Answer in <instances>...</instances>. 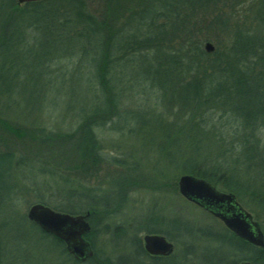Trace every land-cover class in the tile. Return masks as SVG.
<instances>
[{"label": "trees", "instance_id": "obj_1", "mask_svg": "<svg viewBox=\"0 0 264 264\" xmlns=\"http://www.w3.org/2000/svg\"><path fill=\"white\" fill-rule=\"evenodd\" d=\"M94 1L38 0L17 4L15 0H0V79L9 74L12 78L16 76L14 67L18 61L9 53L25 46L23 26H29L28 22L34 19L41 49L38 63L42 62L44 54L77 55L80 60L73 65L72 72L81 68V62H86V84L93 93V101L77 111L78 121L69 132L37 137L31 128L18 130L0 117V131L6 135V143L18 139L32 148L38 142L39 146L54 140L68 143L64 153L69 152L71 160L74 158L68 168L81 177L93 178L103 161H107L111 164L109 176L114 187L109 191L86 187L94 199L88 204L82 202L83 207L65 206L61 197V203L51 204L52 209L70 214L88 212L90 231L84 238L92 249L89 258L75 260L61 240L43 232L31 221L38 235L36 240L28 239L32 232L22 226V215L10 218L3 213L0 264H30L31 255L26 248L33 256H36L33 252L40 251L46 260H50L47 257L50 255L51 260L44 264H120L98 254L97 233L110 232V238H120L125 231L123 226L105 220L119 210L128 189L134 184L146 186L145 183L150 184L153 179L145 174L141 176L137 161L126 159L124 154L106 159L107 155L100 151V140L93 132L106 123L115 126L112 120H121L124 112L128 113L127 118L135 120L132 109L119 110L124 100L131 101L130 104L135 102L138 106L135 110L142 113L139 127L136 129L134 122L129 131L142 133L147 122L155 123L144 134L147 145L158 154L156 161L161 158L164 166L171 164L182 174L203 178L215 187L220 184L224 191L237 196L247 195L254 200L264 219V152L257 143L256 133L264 128V0H99L98 7L92 8ZM205 41L214 42L213 51L203 49ZM127 64L136 69V75L132 73L130 77L124 72ZM151 95L161 102L165 114L170 116L168 120L151 112ZM221 117L236 126L233 129L236 139L228 146L222 144L227 138L221 124V127H213V120ZM125 123L127 121L122 124ZM53 147L58 150L59 146ZM13 157L12 150L0 151L5 174L26 164L33 169L26 159L28 156ZM230 162L235 167H229ZM242 164L253 168L255 179L233 175L244 167ZM39 170L55 174L51 168ZM14 184L18 182L7 185L0 182V200H11ZM164 185L169 186V183L161 181L160 186ZM79 189L82 191L77 186L72 187V191ZM102 192L107 195L104 200L99 198ZM73 193L72 196L77 195ZM80 195L82 198L83 192ZM35 202L49 203L41 197ZM169 222L176 231L181 224ZM147 223L153 225L156 220L152 217L139 222L136 232L160 233L173 240L169 232L146 226ZM259 226L263 231L264 226ZM227 232L246 250L240 259L264 264V248L252 246ZM2 239L11 240V248L7 250ZM128 240L133 255L143 256L136 233ZM27 243L31 247H27ZM234 263L235 260L231 264Z\"/></svg>", "mask_w": 264, "mask_h": 264}, {"label": "rangeland", "instance_id": "obj_2", "mask_svg": "<svg viewBox=\"0 0 264 264\" xmlns=\"http://www.w3.org/2000/svg\"><path fill=\"white\" fill-rule=\"evenodd\" d=\"M98 5L99 0L91 4L92 8H97ZM28 23H30L29 26H23L25 46L20 51L12 50L9 53V56L13 55L18 61L14 67L17 74L14 78L9 74L6 75V78L0 79V117L8 120L9 124L18 130L31 128L37 137L47 133L69 132L74 129L75 123L78 121L77 111L80 110L81 106L88 107L93 101L92 89L86 84V79H88L84 65L86 62H81V68L76 67L79 70L72 72L73 65L79 62L80 57L74 54L55 52L49 55L44 54L43 60L39 64L38 56L39 53L41 54V49L37 44L39 33L34 26V19ZM48 42L50 43V41ZM210 43L214 48V42ZM73 44L74 41H72L71 46ZM41 67H44V71L41 70ZM124 72L130 77L132 73L136 75V69H132L129 64L124 66ZM150 97L151 112L161 115L165 121L168 120L170 116L165 114L161 102L155 100L152 95ZM153 101L158 103L155 105ZM130 102L122 101L119 110L132 109L134 121L130 117L127 118L128 113L124 112L121 120L115 118L112 120L115 122V126H112V123H106L105 127L94 128L93 132L100 140V151L107 155L106 159H111L114 156L121 157L123 156L121 154H124L126 159L132 158L137 161L140 173H142L141 176L145 174L149 179H153L151 182L149 181L150 184L145 183L146 186L144 183H140L134 184L131 189H128L126 198H124L119 210L105 220L112 225H122L125 231L122 233L123 235L120 234V238L115 239L110 238V232L107 234L97 233L96 248L98 254L108 256L120 264L125 262L135 264L136 258L142 262L140 264H145L144 256L139 258V256L133 255L130 249L132 246L128 239L133 236V233H136L142 242V236L146 232L144 230L136 232V227L139 222L147 221L153 217L156 224L147 223L146 226L169 232L168 235L173 238L172 256L174 259L168 261L167 264H231L234 260V264H236L241 261L240 258H242V254H246V250L240 248V244L228 236L223 225L177 193L175 189L177 186L175 187V185H177V179L182 173L171 164L164 166L161 158L156 161L155 158L158 157V154L147 145V137L144 134L148 127L155 126V123L147 122L148 126L142 129V133L128 130V128H133L134 122V127L137 129L142 120L141 111L135 110L138 109V106L135 102L131 104ZM224 119L225 117L215 118L213 127L222 126L225 138H227L222 144L228 146L236 139L233 130L236 126L233 122L232 124L226 123ZM123 120L127 123L122 124ZM256 133L259 136L257 143L264 152V128H260ZM0 136V151L12 150L14 159L20 156H28L26 159L33 167L31 170L30 165L26 164L18 170H10L9 173L5 174L3 162L0 164V182L6 185L11 182H18L12 187L11 200H0V217H3V213H6L10 218H18L19 215H22L24 219L22 226L26 231L32 232L30 235L32 237L28 239L36 240L38 235L35 226L30 224L26 218L27 208L37 198L41 197L44 201L49 202L50 204H47L49 207H52L51 204L61 203V198H64L63 205L76 208L81 205L83 207L84 204H88L94 199L92 192L85 190L86 187L92 189L99 187L108 191L114 188L110 183L109 176L112 173L111 164L107 161H103L93 178L81 177L79 174H75L71 168H68L71 166V161H74V158L71 160L69 152L64 153V148L69 147L68 143L48 140L50 142L41 144L43 146H39L40 143L38 142V145L32 148L26 141L21 144L18 139H12L6 143L7 140L4 139L6 135L1 131ZM53 145L59 146L58 150L54 149ZM227 161L229 160L227 159ZM228 166L235 167L232 162ZM242 166L233 175L239 178L249 176L255 179L253 168L246 167L244 164ZM41 167L54 169L55 174L40 171L39 168ZM161 181L169 183V186H160ZM74 186L81 188L82 191L80 189L79 192L77 190L72 191ZM216 188L224 191L220 184ZM72 192L77 195L72 196ZM80 192H83L82 198ZM235 196L237 202L251 214L252 218L258 224L260 223L259 225L264 226L263 214L254 205V200L249 199L243 193ZM106 197L105 192L99 196L102 200ZM169 221L181 223L177 231L169 226ZM209 231H212L214 236L208 235ZM263 231L262 233H264ZM11 242L9 239H2L3 246L7 250L11 248ZM26 246L31 247V244L27 243ZM186 246L187 248H185ZM26 250L31 255L30 264H44L51 260L50 255H47L50 260H46L44 254L38 250L32 251L36 256L31 254L29 248ZM186 251L191 252L187 255L190 259H183V254Z\"/></svg>", "mask_w": 264, "mask_h": 264}, {"label": "water", "instance_id": "obj_3", "mask_svg": "<svg viewBox=\"0 0 264 264\" xmlns=\"http://www.w3.org/2000/svg\"><path fill=\"white\" fill-rule=\"evenodd\" d=\"M17 4L38 0H15ZM206 52L213 51L209 41L203 43ZM177 191L185 200L218 218L236 237L248 244L264 248V236L259 224L236 200L232 192L216 189L203 178L192 174H181L177 179ZM88 212L70 214L54 210L49 206L35 202L26 210V218L64 244L65 250L78 261H84L92 255V249L84 235L90 231L87 221ZM142 247L153 255H167L172 251V243L164 236L146 233L142 236ZM237 264H251L241 260Z\"/></svg>", "mask_w": 264, "mask_h": 264}, {"label": "flooded vegetation", "instance_id": "obj_4", "mask_svg": "<svg viewBox=\"0 0 264 264\" xmlns=\"http://www.w3.org/2000/svg\"><path fill=\"white\" fill-rule=\"evenodd\" d=\"M216 188V187H215ZM217 189V188H216ZM190 203V202H189ZM192 204V203H191ZM194 205V204H193ZM199 208V207H198ZM201 209V208H200ZM203 210V209H202ZM203 211H205V210H203ZM207 214H209L210 216H212L210 213H208L207 211H205ZM213 218H215L217 221H219L222 225H223V223L218 219V218H216V217H214V216H212ZM223 227H224V229H226V230H228L224 225H223ZM229 231V230H228ZM204 232V231H203ZM156 234H160V233H156ZM160 235H162L163 236V234H160ZM208 235H210V236H214V234H213V232L212 231H209V234ZM164 238L167 240V241H169V242H171L172 243V250H173V241L172 240H170V239H168L167 237H165L164 236ZM87 240V239H86ZM88 241V240H87ZM141 245H142V242H141ZM190 246V244L188 245V247ZM143 248V247H142ZM185 248H187V246L185 247ZM144 250V249H143ZM191 252H188V251H186V252H184V254H183V259H190V257L189 256H187V255H189ZM144 257H145V264H148V263H152V264H154V263H161V264H167V262L168 261H170V260H172V259H174V256H172V251H171V253H169V254H167V255H153V254H149V253H147V252H145L144 251V255H143ZM142 256H139V258H141ZM136 260V263L137 264H140V263H142L141 261L139 262L138 260H137V258L135 259ZM237 264V263H236Z\"/></svg>", "mask_w": 264, "mask_h": 264}]
</instances>
